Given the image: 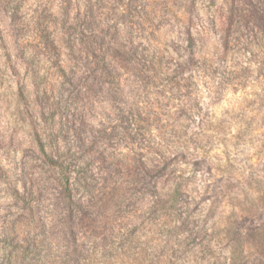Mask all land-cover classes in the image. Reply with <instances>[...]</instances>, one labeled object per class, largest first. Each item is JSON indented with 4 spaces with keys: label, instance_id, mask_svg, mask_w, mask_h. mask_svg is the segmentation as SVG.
<instances>
[{
    "label": "clouds",
    "instance_id": "clouds-1",
    "mask_svg": "<svg viewBox=\"0 0 264 264\" xmlns=\"http://www.w3.org/2000/svg\"><path fill=\"white\" fill-rule=\"evenodd\" d=\"M48 11L56 21L48 25L51 51L38 37V27L20 41L23 57L10 38L0 43V173H3L0 195L9 204L14 200L7 194L10 185L20 193L26 186L18 168L25 152L36 151L44 142L45 112L39 104L40 94L55 96L63 82V73H81L97 55L87 52L81 55L82 40H74L64 31L84 18L87 11L84 0H48ZM173 11L183 21V9ZM122 14H125L123 6L117 8L115 15L109 8H101L95 34L100 35L101 30L112 25L125 32L126 26L117 22ZM159 15L157 12V23ZM200 16L205 17V13L201 11ZM172 24L174 28L167 35L152 28L149 32L155 31L160 40L153 43L172 58L168 74L176 75L179 87L169 90L165 87L167 81L161 84L158 79H149L143 85L133 83L130 73L121 67L114 81L105 82L107 89L115 84L118 94L102 88L100 95L88 98L82 107L72 110L82 113V123L87 126L90 139L111 134L113 130L118 132L123 139L101 145L105 159L118 166L133 164L147 180L138 186L121 180L113 186V198L121 194L129 199L122 211L108 207L99 217L106 219L101 235L91 231L74 235L73 228L61 224L55 209L65 185L81 183L78 169L84 164L79 160L78 144L58 140L56 155L63 157V163L55 173L44 168L33 171L32 179L48 187L44 215V227L48 231L43 245L47 264H71L74 253L85 249L86 259L82 264H204L191 248L189 229L213 233L233 213L241 212L244 194L254 190L249 178L254 169L264 164V125L261 124L264 111L245 105L243 119L236 114L242 97L256 99L255 93L264 89L254 82L241 87L225 80L221 75L225 69L236 72L241 65L226 54L219 36L208 30L206 17L204 27L197 25L191 30L195 43L191 59L196 63L187 66L188 33L183 31L182 23L173 20ZM89 34L82 30V36ZM180 66L183 70L177 75ZM158 90L163 95H158ZM157 101L165 106L161 107ZM181 108L186 112L177 119ZM254 108L258 109L259 103ZM130 112L135 115V121L122 124L121 115ZM75 127L73 124V137ZM126 127L132 136L142 140L131 139L125 133ZM93 174L98 179L107 175L98 165ZM238 180L239 187L230 189L229 184ZM236 191H241L238 200L232 199ZM69 217L71 223V208ZM108 230L112 236L104 246L101 242Z\"/></svg>",
    "mask_w": 264,
    "mask_h": 264
},
{
    "label": "rangeland",
    "instance_id": "rangeland-1",
    "mask_svg": "<svg viewBox=\"0 0 264 264\" xmlns=\"http://www.w3.org/2000/svg\"><path fill=\"white\" fill-rule=\"evenodd\" d=\"M152 0H142L140 17L147 28L152 26L151 19V4ZM85 7L91 6L89 0H84ZM92 12L94 16L99 17L100 9L107 7L110 9L112 15H115L116 3L115 0H94ZM232 4V0H200L199 2V14L201 11L205 13L206 23L208 30L218 35L221 43L223 44L227 27H228V13L229 7ZM33 5H37L36 8ZM114 10V13H113ZM117 10V9H116ZM150 10V11H149ZM31 13V15H30ZM89 16H91L90 12ZM205 17L200 16V26L204 27ZM137 19V18H136ZM171 18L167 17L163 20L164 26L160 28L162 35H167L172 31L174 25ZM138 21V19H137ZM136 21V22H137ZM55 19L48 11V0H0V43H3L7 39H11L13 47L18 51V54L23 57V51L21 49L20 41L25 37H28L39 25L41 28H48L49 23H55ZM99 22V21H98ZM118 22V21H117ZM113 26H110L107 32L113 34ZM241 29L244 30V34L249 36V46L245 44L242 38L234 41L235 47L229 50H225L226 54L231 55L232 60L241 65L239 71L230 72L227 69L221 73L225 77V80L232 83H238L241 87L245 84L255 83L264 89V37L259 34V29L253 25L241 24ZM65 31L73 32V26L66 27ZM258 34V35H257ZM39 37V33L37 34ZM109 38V37H108ZM251 38V39H250ZM76 40V39H75ZM260 44L262 50H258L256 47H250L251 44ZM177 50L179 46L173 44ZM52 50L51 43L49 44V51ZM86 50L80 52L84 55ZM95 59L88 61L81 73L68 71L63 73L64 79L60 87L58 88L55 96L45 95L43 92L39 96V104L43 106L45 112V123L42 129V135L46 136L58 133L62 129V132L70 138L78 139V136L83 138H89L87 135V126L82 123V113L80 111L73 112V109H79L82 107L83 102L92 96L101 94L102 88L105 91L118 94V87L113 84L111 89H107L105 84H92L95 77H92L90 71L94 68ZM172 58L165 55L162 59V64L166 70L172 66ZM260 62V63H259ZM263 63V65H262ZM247 64V67L243 65ZM100 74L95 79L99 80ZM165 83V82H164ZM162 84V83H161ZM256 99L247 100L242 97L240 100V109L236 114L240 119H243L245 105L255 111H264V91L255 93ZM259 103V108L254 106ZM186 112L185 108H181L176 114V118L179 119L181 115ZM75 124L74 129L75 136H72V125ZM123 124V123H122ZM264 125V120L261 121ZM90 139V138H89ZM121 139L118 132L113 130L111 134L105 133L102 136L91 138V141H96V145L101 149L103 142L111 143L113 140ZM88 144V143H87ZM108 164L98 165L102 172H106L107 175L101 176L99 179L94 175L97 189H91L87 194L90 199H86V212L74 210L76 214V220L73 221L74 235L80 232L91 231L94 235H101V229L105 228L106 219H99V217L105 212L108 207H115L117 211H122L128 202L129 197L121 194L115 195L111 193L112 184L114 182H120L121 180L130 181L137 186L140 183H146V178L143 177V173L138 170L137 166L133 164L119 166L108 160ZM97 166V165H96ZM20 171V178L25 181V188L21 197L26 200L27 203H31L35 214L38 216H44L47 212V187L46 191L42 192L38 197L36 189L39 188L38 184L32 179V173L34 170L44 168L43 157L40 153V147L36 151L28 150L24 154V159L18 165ZM0 178H3V173H0ZM103 181V186H100V182ZM35 184V192L31 195L30 184ZM240 181H236L235 184H229L230 189H236L240 185ZM250 185L254 186V190L245 193V199L241 202V212L239 214L233 213L232 216L227 218L226 223L209 234L206 230L201 229L196 232L194 229H189L191 235V248L195 254L199 255V259L204 264H230L231 250L233 241L228 238L224 231L226 226L231 228L235 226L239 228V232H252L253 234H260L264 238V164L254 169L252 176L249 178ZM111 184V185H110ZM241 191H243L241 189ZM241 191H236L232 197L234 200H238ZM82 190L79 194H82ZM7 194L14 197L12 203H5L4 197L0 195V235L2 232L11 228V222H15L20 216H26L25 204L23 200L20 201L15 198V187L10 185ZM25 202V201H24ZM30 205V206H31ZM65 203L60 197L55 205L57 213L60 215V222L66 228L70 227L65 221ZM15 209V211L13 210ZM194 223V222H193ZM42 226V227H40ZM184 227L187 229L188 224L185 223ZM259 229V230H257ZM47 229L44 228L43 223L37 220L36 223H32L30 219L26 221L25 225H22L18 230L17 241L28 249L24 257L26 256L25 264H47V257L43 255V245L47 239ZM55 235V231H53ZM112 233L110 230L104 234V239L101 242L106 246L111 240ZM1 239V238H0ZM27 243L29 245H27ZM259 242L258 239L252 241L251 244L246 245V256L248 264H264V244ZM3 244L0 240V249ZM87 251V250H86ZM83 257L86 259V254L83 253ZM72 258V257H71Z\"/></svg>",
    "mask_w": 264,
    "mask_h": 264
},
{
    "label": "trees",
    "instance_id": "trees-1",
    "mask_svg": "<svg viewBox=\"0 0 264 264\" xmlns=\"http://www.w3.org/2000/svg\"><path fill=\"white\" fill-rule=\"evenodd\" d=\"M94 0H89L91 6L86 9L90 12L85 13L84 18L78 22L77 26H73V32L65 31L73 37V39L82 40L81 49L86 50L87 53H97L95 56L94 68H91L92 77H97L100 74L99 80H93L92 84H105L106 81H114L117 78V70L121 67L125 68L128 73H130L133 78V83L143 85L149 79H158L160 83L165 84V87L169 90L172 87H179L180 82L176 79V75H169L166 72L162 59L166 55L165 51H162L153 42L159 41L160 37L155 34V31L149 32V28L146 27L143 22L142 17H140V12H138L141 7L142 0H115L116 9L123 6L125 9V14L119 15L117 17L118 23H123L126 26V31L121 32L116 26H113V34L107 32V30H101L100 35L95 34V29L99 26L97 17L94 16L92 12ZM199 2L200 0H152L150 4L151 8V19L152 26L150 28L159 31L160 28L164 26L163 20L169 17L171 13V22L176 21L177 24H183V31L188 33V48L185 49L186 52L190 54L189 61L186 62L187 66H192L196 62L191 59L192 49L195 47L194 41L191 38V30L200 25V14H199ZM175 10L183 9L184 19L181 21L176 17ZM159 15V22H155V18ZM114 13V10H113ZM138 21H137V19ZM137 21V22H136ZM246 23L247 25H253L259 29V34L264 37V0H232V4L229 7L228 13V27L226 35L223 41L224 50H229L235 47V42L237 39L242 38L246 45L249 46V36L244 34V30L241 29V24ZM39 38L42 39V43L49 49V44L51 41L48 39L49 32L48 28H41L39 25ZM202 27V26H201ZM82 30H87L89 35L82 36ZM148 33L145 36V33ZM258 35V34H257ZM109 37V38H108ZM237 38V39H236ZM251 39V38H250ZM141 41V42H138ZM142 41H148L144 44ZM250 47H256L258 50H262L261 45L254 43ZM81 50V52H82ZM260 63V62H259ZM263 65V63H262ZM183 70V66H180L179 71ZM46 95V94H45ZM158 95H163V91L158 90ZM157 103L164 107L160 101ZM159 120V116H157ZM135 121V115L133 113H127L121 115V122L123 124L130 125ZM140 131V126L137 128V132ZM125 133L131 137V139H141L142 137L132 136L129 128H125ZM78 136L76 138H70L62 132V129L58 133H54L46 136L44 142L40 145V153L43 157L44 167H46L52 173H55L58 166L63 163V157H57V141L63 139L67 144H78L80 148L79 160L83 161L84 166L78 169V175L80 177V185H73L68 187L65 185L64 191L61 195L65 203V221L68 226L73 227V221L76 220V214L74 210L86 212V199L82 200V197L87 196L91 189H97L96 180L94 179L93 169L96 165L108 164V160L101 149L95 144L96 141H91V139L83 138ZM121 139L123 137L121 136ZM89 141V143H85ZM115 163V162H114ZM119 167V166H118ZM127 167V165H124ZM114 182L112 186L116 185ZM111 185V184H110ZM31 195L37 193L38 197L41 196L40 190L46 191L47 187L44 184H38L39 188L36 189L35 184L31 183ZM35 189L37 192H35ZM82 190V194L79 191ZM114 194V188L112 187L111 193ZM125 197V196H124ZM15 198L20 201L23 200L25 204V214L26 216H20L15 222H11L12 226L8 230L2 232L0 235V240L3 244L0 249V264H25L26 252L28 251L19 243L15 244L17 241L18 230L22 225L26 224V221L30 219L33 223L37 220L43 223L44 226V216H38L35 214L34 208L31 203H27L24 198L21 197V193L15 190ZM25 201V202H24ZM31 205V206H30ZM72 210L71 223L69 217V209ZM42 227V226H40ZM45 228V227H44ZM259 230V229H257ZM240 229L235 226L228 228L224 231L225 235L233 241V246L231 250L230 264H248L246 256V245L251 244L252 241L258 239L259 242H263L264 238L260 234H253L252 232H239ZM27 245H29L27 243ZM86 254V249L82 251ZM85 258L81 251H76L71 258V264H82V260Z\"/></svg>",
    "mask_w": 264,
    "mask_h": 264
}]
</instances>
